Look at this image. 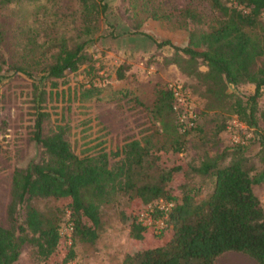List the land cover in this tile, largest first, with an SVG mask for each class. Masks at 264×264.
<instances>
[{"label": "trees", "instance_id": "16d2710c", "mask_svg": "<svg viewBox=\"0 0 264 264\" xmlns=\"http://www.w3.org/2000/svg\"><path fill=\"white\" fill-rule=\"evenodd\" d=\"M17 1L23 0H0V7ZM77 1L83 12L79 36L85 38L72 44L64 38L55 40L50 62L35 78L22 67L9 65L0 31V80L5 70L22 73L31 80V138L40 150L36 159L11 171L5 207L7 226H0V264H17L23 244L31 245L41 262L67 264L74 258L75 240L92 243L96 239L100 206L113 202L118 194L126 198L125 209L119 215L131 239L122 264H214L225 251L243 253L254 264H264V210L254 190L264 182V135L255 131L257 99L264 89V0H205L211 13L209 21L184 7L181 17L186 44L178 47L166 39L154 40L157 47L167 45L172 49L169 62L195 79L193 90L201 87L202 110L232 114L252 131L257 143L252 153L245 142L236 144L230 154L223 150L197 165L171 166L159 165L160 156L154 151L162 146H152L149 136L129 139L113 151L80 156L66 140L64 125L56 124L43 132L49 115L43 103L51 94L50 87L55 86L52 78L76 71L81 65H85L86 74L94 73L85 44L91 38L93 15L104 17L107 5L102 2L89 12L91 0ZM130 1L135 6L140 2ZM202 23H206L205 29L197 26ZM116 78H123L120 67ZM88 84L79 87V100L97 98L101 93L91 81ZM241 84H251L252 92L243 96L228 91ZM172 103L167 86H157L146 108L157 135L167 140L164 146L168 145L171 153H179L184 136L196 127V122L181 130ZM222 129L218 127L216 133ZM117 156L111 165L109 157ZM191 172L207 180L204 184L209 189L203 195L199 185L187 184ZM61 199L65 200L62 205L58 204ZM158 199L172 204L167 212L156 207L149 212L151 219H161L163 226L141 224L137 214ZM36 200H51L54 205L39 209ZM134 203L143 208L132 215L128 208ZM63 222L71 226L69 244L60 233Z\"/></svg>", "mask_w": 264, "mask_h": 264}, {"label": "rangeland", "instance_id": "374dc122", "mask_svg": "<svg viewBox=\"0 0 264 264\" xmlns=\"http://www.w3.org/2000/svg\"><path fill=\"white\" fill-rule=\"evenodd\" d=\"M102 2H106L107 11L104 17L99 13L93 15L89 24L91 38L85 44L94 73L86 74L85 65H81L76 71L52 78L55 86L50 87L51 94H47L43 103L49 114L43 123L44 133L56 124L64 125L66 140L80 156L101 150L113 151L129 139L143 140L149 136L152 146H162V149L154 151L160 156V166L174 163L197 165L205 157L215 156L223 150L230 154L236 144V147L243 145L234 143L233 135L245 140L248 152L257 150L252 131L245 126L233 125L232 114L221 115V110H202L204 99L199 93L201 87H196L194 91L195 79L169 62L173 54L169 46L157 47L154 43V40L166 39L178 47L185 45L187 33L181 11L188 7L192 13H200L205 21H209L211 13L205 0H140L137 6L130 0H91L87 5L89 12ZM82 13L77 0H23L0 7L2 45L9 65L22 67L35 78L40 68L50 62L55 40L64 38L72 44L85 38L79 36L83 28ZM197 26L205 29L206 23ZM119 67L123 72L120 79L116 78ZM200 70L204 67L200 66ZM3 73L5 75L0 80V226L6 227L5 207L11 171L36 159L40 150L31 138L34 116L31 80L19 72L5 70ZM89 81L99 87L101 93L97 98L79 100V87H87ZM168 84L181 86L188 104L196 113V127L184 136L179 153H171L167 150L168 145L164 146L167 140L157 135L156 126L146 108L153 99L154 88ZM252 89L251 84H241L234 89L229 87L228 91L235 90L246 96ZM263 111L264 89L257 99L255 114V131L262 135ZM220 126L223 129L216 133ZM119 157H109L110 164ZM206 181L193 172L188 173L186 178L188 185H199L202 195L209 189L204 184ZM260 188L259 185L255 187L256 193H260ZM64 202L61 199L58 204ZM126 203L125 196L118 194L113 202L100 206L96 239L92 243L75 240L74 258L67 264H122L124 253L131 243L128 228L119 215ZM34 204L41 209L53 206L54 202L36 200ZM131 206L134 207L128 209L132 215L143 208L137 203ZM161 221L152 220L151 224L160 228L163 226ZM60 233L69 244V222L61 223ZM46 262L38 260L31 245L21 246L17 264H49ZM217 262L254 264L248 255L234 251L221 253L216 257L215 264Z\"/></svg>", "mask_w": 264, "mask_h": 264}, {"label": "built area", "instance_id": "2783aa9c", "mask_svg": "<svg viewBox=\"0 0 264 264\" xmlns=\"http://www.w3.org/2000/svg\"><path fill=\"white\" fill-rule=\"evenodd\" d=\"M167 88L172 93V109L177 114V120L181 125V130H184L187 127H191L195 122L196 113L195 110H193V108L191 107V105L188 104V101L185 98L184 90L178 84H168ZM232 123L233 125L244 127V125L241 122L237 121L235 117L232 118ZM232 140L234 143H245L244 139L239 140L236 135L232 136ZM171 205L172 204L170 202H164L158 199L155 202L149 203L144 212L142 211L138 214L137 220H139L143 225H150L152 219L149 215V212L151 211L152 207H156L162 210L163 212H167Z\"/></svg>", "mask_w": 264, "mask_h": 264}, {"label": "crops", "instance_id": "0c3cea01", "mask_svg": "<svg viewBox=\"0 0 264 264\" xmlns=\"http://www.w3.org/2000/svg\"><path fill=\"white\" fill-rule=\"evenodd\" d=\"M259 188H260V190H259L260 193H256V194L259 197V200L261 202L262 208L264 210V182H262L261 184H259ZM255 192H256V190H255ZM215 260H216V258H215ZM215 260H214V264H215ZM217 264H223V263L222 262H219V263L217 262Z\"/></svg>", "mask_w": 264, "mask_h": 264}]
</instances>
